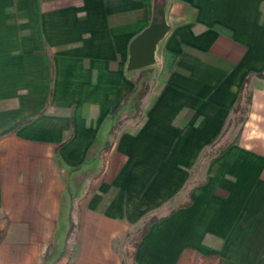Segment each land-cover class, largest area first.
<instances>
[{"label": "crops", "instance_id": "1", "mask_svg": "<svg viewBox=\"0 0 264 264\" xmlns=\"http://www.w3.org/2000/svg\"><path fill=\"white\" fill-rule=\"evenodd\" d=\"M156 2L169 29L140 112L124 106L113 136L140 72L127 69L129 43ZM261 70L264 0H0V264H175L185 247L264 264V77L207 158L242 79ZM179 214L188 230L165 248Z\"/></svg>", "mask_w": 264, "mask_h": 264}, {"label": "trees", "instance_id": "2", "mask_svg": "<svg viewBox=\"0 0 264 264\" xmlns=\"http://www.w3.org/2000/svg\"><path fill=\"white\" fill-rule=\"evenodd\" d=\"M152 73H153V70L151 67L140 70L139 74L137 75V78L134 81L135 87L124 98L123 102L119 105V107L116 109L115 113L112 116L114 123L111 126L110 132L113 136L123 121L122 118H118V114H119V111L124 106L132 102L133 110L135 114L137 115L140 112L141 102L143 98L145 97V95L148 93L149 88H150ZM253 76L261 77V78L264 77V70H261L260 72H257V73L249 72L242 79L236 103L231 109V117L228 120L227 128L228 126L230 127L231 125L233 126L238 125L239 123L243 122V120L245 119L248 104L251 98V93L249 90L250 79ZM240 113H243L242 116H239ZM223 134L219 136V139L215 138L209 142L208 147L211 150H209L208 152L212 151V148L215 146L218 140L222 138ZM223 151H224V148L215 152V154H220ZM190 204H191V201L183 202V203L178 204L174 209L184 208ZM159 220L160 219L158 217L153 216L143 225V227L133 237L134 239L133 247L134 248L138 245L142 237H144L148 233L150 226L153 223L158 222ZM0 222H1V229H0V240H1L6 234L8 221L6 218H1ZM175 264H222V258L216 253H208V254L203 253L202 254L198 252L196 249H193L192 247H185L177 256L175 260Z\"/></svg>", "mask_w": 264, "mask_h": 264}, {"label": "rangeland", "instance_id": "3", "mask_svg": "<svg viewBox=\"0 0 264 264\" xmlns=\"http://www.w3.org/2000/svg\"><path fill=\"white\" fill-rule=\"evenodd\" d=\"M164 37H163V39L157 44V46H156V50H155V63H156V61H157V58H158V56L160 55V52H161V50H162V45L164 44ZM132 41V40H131ZM130 44V43H129ZM132 74H130L132 77H133V79H134V77L136 76V74H137V71H134V72H131ZM151 83V82H150ZM129 110V108L127 107V109H125V111H128ZM131 111H133V110H131ZM127 113V112H126ZM126 113H124V114H126ZM242 114L243 113H240L239 114V116H242ZM121 116V115H120ZM122 117V116H121ZM139 118V117H138ZM138 118L137 119H132V120H138ZM132 120H130V125H132V123H133V121ZM127 123V121H125L124 123H123V125L121 126L122 127V130H123V126L125 125ZM229 126H228V128H227V130H226V132L223 134V136H222V146H224L226 143H228V141H230V139H232V137L235 135V133H234V131H229ZM132 129H134V128H132ZM118 134V133H117ZM225 141V142H224ZM212 149H214V147L212 148ZM218 149H220V148H218ZM217 149V150H218ZM210 150V149H209ZM216 152V151H215ZM215 152H212V151H210V153L209 154H207V158L209 157V156H211V154H214ZM197 155H195L194 157H196ZM207 158H204V159H202V160H200V166H199V168H198V173H197V176H196V178H195V181L193 182V184L194 183H198V182H200V181H204L203 180V176H205V174H207V166H206V163H207ZM196 163H197V161H196V159H195V161H189V165H188V167L186 168L187 169V171H186V178L188 177V174H189V172L191 171V169H196L197 167H196ZM196 179H198V180H196ZM191 186H192V184H191ZM189 191V186H187L186 188H184V189H181V191H179L178 193H176V194H174L173 195V197H172V199H171V201H170V203H168V204H170L171 206H173V205H175L176 203H178V202H180L181 200H183L185 197H186V194H187V192ZM161 198H159L158 199V201L160 200ZM167 201H165V203H166ZM168 210H166V209H164V211L162 212V213H160V212H156V215H158V216H161L162 214H164V213H166ZM152 214H154V212H150V215H152ZM183 216L182 215H176L173 219H172V221H169L168 222V225H167V227L165 228V229H163L164 230V233H163V235L161 236V242L160 243H162L163 245H165V248L167 247V245H175V243H177L178 241H181L182 240V238H184L185 237V235H184V229L187 231L188 230V226L185 228V224H184V222H183ZM146 220H144L143 222H145ZM170 222H172V224H171V226H169V224H170ZM66 226V224L63 222V224H62V232H64V230H63V228ZM142 226V225H141ZM141 226L139 227V228H141ZM169 226V227H168ZM161 230H162V228H161ZM199 231H200V229L196 226V227H194L193 229H191V231H190V235L193 237V238H196L197 236H198V233H199ZM136 232V230L134 231V233ZM188 233V232H187ZM118 241V240H117ZM117 241H115V243H114V245H116L117 244ZM122 241V240H121ZM125 241V240H124ZM126 241H128L129 243L131 242V240H130V238L128 237L127 238V240ZM67 250V249H66ZM68 252V251H67ZM66 252V253H67ZM158 262V261H157ZM153 264V263H152Z\"/></svg>", "mask_w": 264, "mask_h": 264}, {"label": "water", "instance_id": "4", "mask_svg": "<svg viewBox=\"0 0 264 264\" xmlns=\"http://www.w3.org/2000/svg\"><path fill=\"white\" fill-rule=\"evenodd\" d=\"M168 29L169 26L165 19V5L156 2L149 25L138 33L129 44L127 61L129 71H139L155 64L156 46L163 39Z\"/></svg>", "mask_w": 264, "mask_h": 264}]
</instances>
